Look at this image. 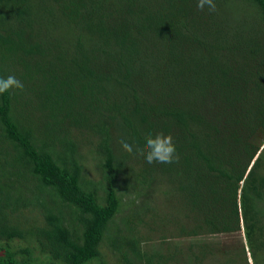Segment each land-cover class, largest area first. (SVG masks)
<instances>
[{
    "label": "trees",
    "instance_id": "obj_1",
    "mask_svg": "<svg viewBox=\"0 0 264 264\" xmlns=\"http://www.w3.org/2000/svg\"><path fill=\"white\" fill-rule=\"evenodd\" d=\"M214 2L0 0V264H264V0Z\"/></svg>",
    "mask_w": 264,
    "mask_h": 264
},
{
    "label": "clouds",
    "instance_id": "obj_2",
    "mask_svg": "<svg viewBox=\"0 0 264 264\" xmlns=\"http://www.w3.org/2000/svg\"><path fill=\"white\" fill-rule=\"evenodd\" d=\"M196 7L199 11L207 9L209 12H214L216 10L214 0H197ZM23 88L24 84L22 81L14 75H9L6 78L0 77V94H4L11 89L23 90ZM120 144L125 152L129 154L133 153V145L123 139L120 141ZM136 152L143 155L146 163L149 165L153 163L172 164L179 160L173 137L163 132L155 135L152 133L147 134L143 149H136Z\"/></svg>",
    "mask_w": 264,
    "mask_h": 264
},
{
    "label": "rangeland",
    "instance_id": "obj_3",
    "mask_svg": "<svg viewBox=\"0 0 264 264\" xmlns=\"http://www.w3.org/2000/svg\"><path fill=\"white\" fill-rule=\"evenodd\" d=\"M88 156H89V155H88ZM88 156H87V157H88ZM83 169H84V171H85L86 174H87V175H85L87 178L91 179V177H93V176H95V178H97V175H94V173H93V165H92L91 159H88V161H87L85 167H83ZM119 178H120V176L118 177V179H119ZM157 195H158V194H157ZM158 196H159V195H158ZM131 197H132V196H130V198H131ZM143 197H144L143 195H141V196L139 195L138 198L136 199V202H137V203H140L141 200L143 199ZM126 203H127V194L122 196V204H126ZM146 203H148L149 205L152 204L151 196H146V197L143 199L142 204H146ZM155 203L157 204V207H158V208L161 207V209H162V215H163L164 217H166L167 212H168V205H167L168 203H167V201H166L165 196L160 195V196H159V200H156ZM125 211H126V210L122 208L120 212H117V213L114 215L113 219L110 221L109 225H110V226H113L114 224H118L119 221H120V218L124 216ZM204 239L209 240V236L205 235ZM219 240H220V241H219V244H220V245H224V244H225V243H224L225 238H221V237H219ZM151 241H153V240H151ZM186 243H187V240H186V239H183V240L181 241V245H182V246H184Z\"/></svg>",
    "mask_w": 264,
    "mask_h": 264
}]
</instances>
